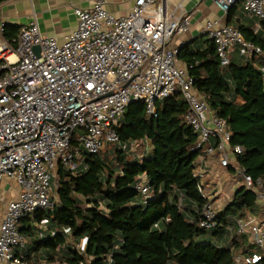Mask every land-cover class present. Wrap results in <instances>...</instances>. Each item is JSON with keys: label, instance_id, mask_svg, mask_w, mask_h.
I'll return each mask as SVG.
<instances>
[{"label": "built area", "instance_id": "obj_1", "mask_svg": "<svg viewBox=\"0 0 264 264\" xmlns=\"http://www.w3.org/2000/svg\"><path fill=\"white\" fill-rule=\"evenodd\" d=\"M132 1L124 16L109 12L106 0L75 7L76 27L63 42L42 34L36 21L21 25L17 38L9 40L3 36L5 23L0 24V186L8 177L20 187L16 197L4 203L0 264H29L23 251L29 238L20 232L21 221L53 208V170L60 159L69 164L67 152L76 134L80 147L89 153L103 151L111 143L137 152L139 142H121L114 129L133 101H142L147 117H156L158 101L181 97L187 104L184 121L197 133L192 148L199 152L197 161L217 155L219 164L232 169L264 203L262 181L254 180L237 163L242 147L230 143L226 121L195 90L187 69L178 65V50L170 46L175 34L188 29L189 15L175 16L169 0ZM212 1L224 12L239 3L244 13L264 22V0ZM203 32L214 42L222 66L235 48L245 58L262 54L235 27L207 21ZM133 188L143 204L152 197L144 175ZM198 189L205 195L202 185ZM217 211L207 199L199 225L215 227ZM47 222L41 220L43 225ZM236 231L247 236L255 249L235 255L234 264H264V218H237ZM63 233L68 234V229L63 228ZM86 242L83 237L75 245L82 254ZM106 260L110 264L111 257Z\"/></svg>", "mask_w": 264, "mask_h": 264}, {"label": "trees", "instance_id": "obj_2", "mask_svg": "<svg viewBox=\"0 0 264 264\" xmlns=\"http://www.w3.org/2000/svg\"><path fill=\"white\" fill-rule=\"evenodd\" d=\"M20 27L6 23L3 36L16 39ZM235 28L262 54L245 58L235 48L222 66L214 42L207 38L202 49L183 45L176 57L186 64L208 107L226 121L230 143L242 147L237 163L264 185V35L252 24ZM157 110L156 117H147L144 103L133 101L114 126L121 142H139L137 152L111 143L103 151L89 153L74 136L67 152L74 166L63 159L56 164L59 201L51 210L32 214L37 221L48 219V233L34 240L31 250L42 245L46 261L62 264H107V256L110 264H234L235 255L255 249L247 236L237 233L236 219L248 214L264 218V205L240 185L217 211L215 227H201L200 210L207 196L198 189L199 152L192 149L197 133L184 121L187 104L177 95L158 101ZM146 139L151 142L149 151L143 148ZM141 175L152 189L144 204L133 188ZM30 228L20 232L30 237ZM63 228L69 233L64 234ZM83 237L87 242L82 254L75 245ZM24 256L33 264L30 253Z\"/></svg>", "mask_w": 264, "mask_h": 264}, {"label": "crops", "instance_id": "obj_3", "mask_svg": "<svg viewBox=\"0 0 264 264\" xmlns=\"http://www.w3.org/2000/svg\"><path fill=\"white\" fill-rule=\"evenodd\" d=\"M93 2L94 0H6L0 3V24L10 23L21 26L36 21L42 34L54 37L58 42H63L77 24L73 9L75 7H90ZM169 2L175 7V16H180L182 13L189 15L188 29L175 34L171 39L170 46L177 50L183 45H188L192 49H202L205 46L204 40L208 38L203 32L207 21H212L217 26L246 27L252 24L255 32L258 30L260 35H264V25L256 17L244 13L239 3L224 12L212 0H169ZM132 5V0H106L105 2V8L115 16L128 14ZM177 62L181 68L187 69L184 62L180 60ZM143 145L144 151L151 149L150 140L143 141ZM54 171L52 174L53 201L58 202L56 193L58 185L55 186L56 171ZM195 172L204 192L207 191L210 198L214 200L217 210H221L231 200L234 191L243 185L232 170L219 164L217 155H206L201 162L196 161ZM19 191L20 187L14 179L3 178L0 186V221L4 213V203L15 198ZM76 197L81 200L80 196ZM260 204L264 205L261 202ZM247 216L254 215L248 214ZM47 224H41V220L37 221L32 214L29 218L21 221L20 228L24 227L27 231L26 227L30 226L33 231L30 237L27 236L29 242L23 251L25 254L30 253L33 264L38 262L62 264L46 261V250L42 245H39L37 250H31L32 242L41 238L42 233H48ZM36 230L39 233H36ZM67 242L70 243V239H67Z\"/></svg>", "mask_w": 264, "mask_h": 264}, {"label": "rangeland", "instance_id": "obj_4", "mask_svg": "<svg viewBox=\"0 0 264 264\" xmlns=\"http://www.w3.org/2000/svg\"><path fill=\"white\" fill-rule=\"evenodd\" d=\"M78 134H76V138L78 139ZM68 157V156H67ZM68 165H70V167L72 166L73 167V165H74V163H73V161L72 160H69V164ZM55 171H56V167H55V169H54ZM53 170V171H54ZM54 171V172H55ZM51 184L53 185V178L51 179ZM58 184H57V181H56V183H55V186H57ZM208 192L206 191V193H205V195L207 196V199H208V201H209V203L211 204V206L213 207V208H216L215 207V202H214V200H212L211 198H210V195H209V193L207 194ZM53 195H54V192H52V199H54V197H53ZM210 198V199H209ZM37 232L36 233H39L38 232V230H36ZM42 233V232H41ZM43 236L44 237H46V234H44L43 233ZM73 247H74V245H72Z\"/></svg>", "mask_w": 264, "mask_h": 264}, {"label": "water", "instance_id": "obj_5", "mask_svg": "<svg viewBox=\"0 0 264 264\" xmlns=\"http://www.w3.org/2000/svg\"><path fill=\"white\" fill-rule=\"evenodd\" d=\"M34 51L36 52V53H38V51H39V49H38V46H34Z\"/></svg>", "mask_w": 264, "mask_h": 264}]
</instances>
